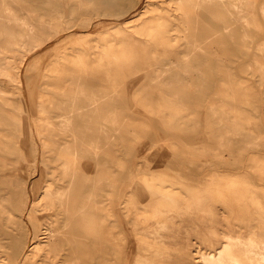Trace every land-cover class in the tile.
<instances>
[{
	"label": "bare ground",
	"instance_id": "obj_1",
	"mask_svg": "<svg viewBox=\"0 0 264 264\" xmlns=\"http://www.w3.org/2000/svg\"><path fill=\"white\" fill-rule=\"evenodd\" d=\"M21 1L0 0V76L20 82L24 56L54 38L63 42L44 67L30 68L41 80L32 162L7 129L21 130L25 103L0 85V264H71L66 253L80 254L82 247L92 264H264V191L248 176L237 177L253 169L264 181V157L252 156L248 164L240 158L256 148L262 108L252 87L235 80L238 66L245 75L256 72L264 86V40L256 44L262 53L248 59L264 33V0H172L171 12L152 14L133 30L127 25L99 32H91L89 17L115 0ZM139 2L130 10L138 11ZM151 58L157 59L149 68ZM218 73L217 101L205 102L201 98ZM131 92L166 127L195 125L190 101L196 99L220 140L213 156L222 160L177 168L166 160L144 163L152 154L137 153L140 159L129 160L124 175L113 164L97 174L92 166L114 157L118 144L126 149V137L135 136L137 122L116 103ZM152 94L158 96L153 104ZM232 140L239 142L236 148ZM157 165L163 167H152ZM34 173L52 177L35 203L39 210L64 212L43 222L48 237L56 221L70 227L63 242L23 245L11 234L21 218L6 193L28 187ZM86 181L85 200L68 209L72 191ZM80 228L85 243L78 239ZM39 251L44 253L37 259Z\"/></svg>",
	"mask_w": 264,
	"mask_h": 264
},
{
	"label": "rangeland",
	"instance_id": "obj_2",
	"mask_svg": "<svg viewBox=\"0 0 264 264\" xmlns=\"http://www.w3.org/2000/svg\"><path fill=\"white\" fill-rule=\"evenodd\" d=\"M15 1L16 3L22 2L21 0ZM130 1L131 3L129 2V0H115V3H117L116 5H110L108 8H106L105 10H100L98 13L92 12L91 16L89 17V21L87 22L88 24H92L94 27L91 32H99L100 30L107 28L114 29L116 26L126 27L127 25L129 30H133L132 28L138 27L142 20L150 17L152 14L158 13L161 15H166L167 12H171L173 9V5L171 3L172 0ZM137 2L140 3L138 11L130 10V8H132V4ZM117 11H119L118 15H116ZM139 11H141V13L137 15V12ZM260 19L263 22L264 27V19L262 17H260ZM77 23V25L81 26V17L77 20ZM113 29H111L110 31H112ZM128 32L133 33V35L137 37H141L133 31ZM228 37L229 36H227V38ZM262 40H264V33H262L255 40V42H253L251 50L252 55L248 58L249 60L252 59L254 54L260 55L262 53L256 48V44L258 42H261ZM62 42L63 41H58L54 38L45 46H41L34 52L30 53L28 57L24 56L27 69H25L23 73L25 74V76L24 78L22 77V80L20 82H12L0 76V85L5 89L13 92L10 96L14 97V99H22L25 103V111L21 114L23 118L20 126L21 130L16 131L15 128L11 126L7 127V129L9 130V135L14 141L15 147H22L24 149L26 158L29 162L34 161V149L35 145L37 144L35 140L36 123L34 117L37 114V104L39 101L36 90L39 88V83L41 82L39 76H37V72L34 69L30 68L34 65H40L41 67H44L53 52L52 48H54L55 46H60ZM155 49L158 52L157 54H161L163 51V46L158 45L155 47ZM156 59L157 58H151L146 66L149 68L153 67V63L156 62ZM254 73L255 76L245 75L244 73L239 72L237 66L235 74L236 82L243 81L244 84H249L252 87V90L254 91L255 96L262 108L259 111L260 114L258 115L261 126L258 129L259 138L256 148L254 149V151H243L244 154L240 156L241 159H244V163L246 164L249 163L252 156L264 157V86L262 84H259L258 76L256 75V72ZM219 75V73L214 74V81L206 89L204 96L201 98L204 99L205 102L208 101L211 103L217 101L216 90L218 88L219 80L216 77H218ZM47 81L49 83L53 82V80L51 79H47ZM52 87L53 86L47 85L48 91H52ZM52 92H54V90ZM57 96L58 95L56 94V97ZM150 97L152 104L158 100V96L156 94H152ZM195 100L196 99H191L190 101L192 104L191 111L194 112L193 114L198 120L195 125L194 122H188L183 126L166 127L160 123L157 113L153 112L152 108L146 106V100L139 99L135 96L134 92L123 95L121 98L116 100V103L121 113L132 115L135 122L139 123H136V125L134 126L136 130L135 136L133 137L136 138L132 137L130 140V136H127L126 138L129 137V140H127L128 142H126V149L121 148V145L118 144V148L114 149V153L112 152L114 157L108 155V157L99 159L100 164H95L94 167L92 166V168L96 169V172H98L97 174H100V170L103 169L105 165L113 164V168L117 170L120 175H124L129 170V160L132 161L134 159V161H136V159H140L139 157H137V153H147L148 156H151L150 154H152L151 158L144 159V163L158 164L163 163V161L166 160L168 161V163L173 164V166L177 168L188 165L189 167L187 168H195L194 166H191V164L201 162L204 163L209 157L212 159L216 158L217 160H222V158L220 157L213 156L214 151L217 150L220 146V140L215 137L213 133L212 127L210 126L209 116H206V114L204 113V108L202 106L195 105ZM151 144H153V148H150ZM230 145H233V147L236 148L237 145H239V142H237V140H232ZM200 146H202V150L197 149V147ZM223 148H225L224 145ZM108 153L111 154V151ZM158 166L161 165L152 167H157L158 169H161L163 167ZM197 169H200V167H197ZM245 172L246 174H237V177L248 176L255 185H257L261 190L264 191V181L259 178L257 172L253 169H250L249 172L245 170ZM192 173H194V171H192ZM29 178L31 184L28 185V187H25L23 190H20V188H16V191L6 193L12 200V210L14 214L17 217L19 216L21 218V223L18 226V229L11 232L12 236L16 238V236L18 235L23 245L27 242H36L38 240L42 242L46 239L52 241L53 243L63 242V235L66 233V231L69 232L70 227L62 228L60 222L56 221L50 224L51 232L48 237V235L44 234L45 231L43 227H45V225L43 224V222H45V220L57 219L61 216L59 212L63 214L64 212L54 208L39 210L35 203V200L37 198H40L43 194L42 186L45 183V179L52 180V177L50 175H36V173H34L29 174L27 179L29 180ZM55 183L57 184V182ZM211 183L207 182L206 184L210 186ZM88 185V181L83 182V184H81V190L76 192L77 194L72 191V196L67 203L68 209H71L75 202L81 203L83 200H85L87 196ZM3 193L4 191L0 190V194L2 195ZM28 202H30L29 207L27 206ZM190 218L193 222H197V220L193 216H190ZM197 223L198 225L200 224L199 222ZM80 230L81 231L79 234H81V237L78 236V239L81 240V243H85V241H88L89 239L83 234V229L80 228ZM42 236H46V238H40ZM8 240L10 241L9 238ZM43 253V251H39L36 255V258L40 259L41 254ZM66 254H68L67 257L70 258V261L72 260L71 264L93 263L91 257L89 255H86L83 251V247L82 253L80 254L77 253V251H75L71 255H69V252H67ZM48 261L49 260L46 259V264L49 263Z\"/></svg>",
	"mask_w": 264,
	"mask_h": 264
}]
</instances>
